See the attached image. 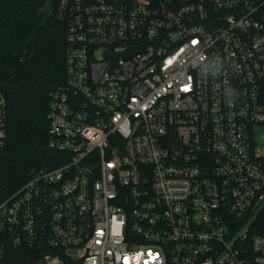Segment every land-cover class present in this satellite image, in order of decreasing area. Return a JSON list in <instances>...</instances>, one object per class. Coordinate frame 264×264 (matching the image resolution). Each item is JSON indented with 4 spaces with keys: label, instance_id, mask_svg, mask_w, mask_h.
<instances>
[{
    "label": "built area",
    "instance_id": "obj_1",
    "mask_svg": "<svg viewBox=\"0 0 264 264\" xmlns=\"http://www.w3.org/2000/svg\"><path fill=\"white\" fill-rule=\"evenodd\" d=\"M48 4L64 162L0 192V264H264V0ZM8 117L0 91V147Z\"/></svg>",
    "mask_w": 264,
    "mask_h": 264
},
{
    "label": "trees",
    "instance_id": "obj_2",
    "mask_svg": "<svg viewBox=\"0 0 264 264\" xmlns=\"http://www.w3.org/2000/svg\"><path fill=\"white\" fill-rule=\"evenodd\" d=\"M49 0H0V91L8 101V138L0 147V192L7 196L29 171L64 162L48 147L51 91L65 84L67 24ZM43 253L18 249L9 264H35Z\"/></svg>",
    "mask_w": 264,
    "mask_h": 264
},
{
    "label": "rangeland",
    "instance_id": "obj_3",
    "mask_svg": "<svg viewBox=\"0 0 264 264\" xmlns=\"http://www.w3.org/2000/svg\"><path fill=\"white\" fill-rule=\"evenodd\" d=\"M38 264H44L43 261L39 262Z\"/></svg>",
    "mask_w": 264,
    "mask_h": 264
}]
</instances>
